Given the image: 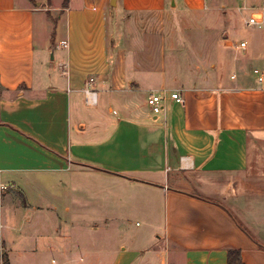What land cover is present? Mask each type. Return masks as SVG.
Listing matches in <instances>:
<instances>
[{
  "label": "crops",
  "instance_id": "0c3cea01",
  "mask_svg": "<svg viewBox=\"0 0 264 264\" xmlns=\"http://www.w3.org/2000/svg\"><path fill=\"white\" fill-rule=\"evenodd\" d=\"M232 2L0 0V247L25 208L107 232L53 246L52 264H227L229 249L264 264V82L227 34L211 55L190 46ZM162 89L184 102L155 115Z\"/></svg>",
  "mask_w": 264,
  "mask_h": 264
},
{
  "label": "rangeland",
  "instance_id": "374dc122",
  "mask_svg": "<svg viewBox=\"0 0 264 264\" xmlns=\"http://www.w3.org/2000/svg\"><path fill=\"white\" fill-rule=\"evenodd\" d=\"M232 3V9L226 5L219 10L214 9L215 11H213V8L211 7L207 11L209 14H213V12L220 14L221 17L219 19L216 18L217 20L215 21H212L213 17H211L206 19L205 23L203 22L207 29L203 38L193 36L196 34L194 33L195 31H189L193 34L191 36L190 46L196 51V53L199 51H207V53L211 55L213 51L214 36L218 39H225L222 35L224 36L227 34V38L233 41V45H238L240 40L246 41L245 51L241 50L236 52V58L239 60L241 58L253 57V66H257L258 69L264 71V66L262 65L263 61L261 60V55H263L261 51V39H264V0H233ZM250 17H253L257 21H261L262 23L260 22L261 24L259 26L248 25L247 22ZM258 42L260 43V46H258ZM254 76L256 79L255 74ZM255 156H258L257 153ZM55 190H57V186L54 187L52 193H54ZM12 192V199L15 204L17 203L22 206L26 205V199H28V204L36 201L32 196L33 191L31 192V190H26L27 195L30 194V196H28L29 198L26 199L25 196L23 197L18 191ZM81 203L82 201H80V204ZM5 207L4 204V208ZM25 211L28 212L26 215L28 221L23 220L25 217L23 213ZM34 214H37L38 216L41 215L39 211H36V213H30L25 210V208H22V211L21 209L19 211L18 209L14 210L15 220L13 217L11 218V225H14L16 229L2 228L3 233L5 232L4 238L6 239V246H4L3 249L0 247V259L1 253L5 252L8 255L9 264H52V259L58 261L57 258L60 257V253L56 251V249H53V246L56 248L58 245L66 246L67 244H73L72 252L82 253L87 248L97 249L99 240L104 239V236L107 233L103 228L96 230L93 228H87L85 222H76V224L70 227L63 222H59L56 218L54 219L53 215L50 213L42 214V216L45 215L50 218V220L45 223V221H43L45 219H37ZM140 215V213H132V216L134 217L133 219H136L138 222V229H143L144 231L148 230L146 222L138 218ZM91 216L96 219L97 212L94 211ZM18 225H20V228H17ZM55 227L57 228L54 229ZM123 238L124 237L121 239ZM79 261L80 262H75V264H82L81 259H79ZM0 264H2V261Z\"/></svg>",
  "mask_w": 264,
  "mask_h": 264
},
{
  "label": "built area",
  "instance_id": "2783aa9c",
  "mask_svg": "<svg viewBox=\"0 0 264 264\" xmlns=\"http://www.w3.org/2000/svg\"><path fill=\"white\" fill-rule=\"evenodd\" d=\"M261 21H257L253 17L248 19V25H260ZM60 45L63 47L67 46V42L65 40L60 42ZM246 48V41H240L237 45V49L245 50ZM253 73L256 75V79L258 83L264 82V71L258 68L253 69ZM94 78L89 77L83 88V95H84V102L87 105H94L97 100L96 90L92 87ZM169 98L177 103H183L184 99L181 97L179 92L177 91H170L166 89H162L161 91H154L149 92L147 96V105L149 106L151 112L155 115L161 113L164 109V104L166 99Z\"/></svg>",
  "mask_w": 264,
  "mask_h": 264
},
{
  "label": "trees",
  "instance_id": "16d2710c",
  "mask_svg": "<svg viewBox=\"0 0 264 264\" xmlns=\"http://www.w3.org/2000/svg\"><path fill=\"white\" fill-rule=\"evenodd\" d=\"M67 4V0H63V5ZM4 243L2 242V249ZM2 264H9L8 255L5 252L1 253ZM227 264H243L241 260L240 250L239 249H229L227 251Z\"/></svg>",
  "mask_w": 264,
  "mask_h": 264
}]
</instances>
